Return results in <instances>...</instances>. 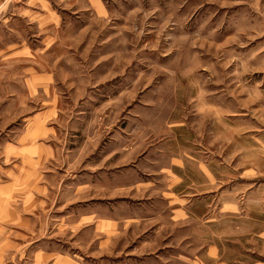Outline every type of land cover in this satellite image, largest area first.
<instances>
[{
	"label": "rangeland",
	"instance_id": "374dc122",
	"mask_svg": "<svg viewBox=\"0 0 264 264\" xmlns=\"http://www.w3.org/2000/svg\"><path fill=\"white\" fill-rule=\"evenodd\" d=\"M103 1L107 19L64 10L60 43L33 61L56 69L60 127L139 124L203 160L205 225L182 248L193 264H264V0ZM6 103L0 139L26 101Z\"/></svg>",
	"mask_w": 264,
	"mask_h": 264
},
{
	"label": "crops",
	"instance_id": "0c3cea01",
	"mask_svg": "<svg viewBox=\"0 0 264 264\" xmlns=\"http://www.w3.org/2000/svg\"><path fill=\"white\" fill-rule=\"evenodd\" d=\"M86 1L0 0V62L28 61L0 71V102L26 101L0 139V264L199 263L182 247L205 225L203 160L139 124L60 127L56 69L33 61L60 43L64 10L107 19Z\"/></svg>",
	"mask_w": 264,
	"mask_h": 264
}]
</instances>
